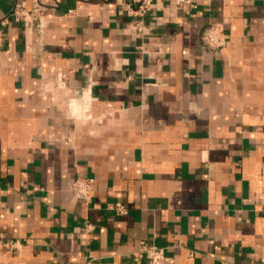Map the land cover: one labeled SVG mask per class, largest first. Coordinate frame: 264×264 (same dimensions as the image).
<instances>
[{
	"label": "crops",
	"instance_id": "obj_1",
	"mask_svg": "<svg viewBox=\"0 0 264 264\" xmlns=\"http://www.w3.org/2000/svg\"><path fill=\"white\" fill-rule=\"evenodd\" d=\"M0 237V264H264V0H154L143 36L126 0H0Z\"/></svg>",
	"mask_w": 264,
	"mask_h": 264
},
{
	"label": "built area",
	"instance_id": "obj_2",
	"mask_svg": "<svg viewBox=\"0 0 264 264\" xmlns=\"http://www.w3.org/2000/svg\"><path fill=\"white\" fill-rule=\"evenodd\" d=\"M154 0H126V11L134 17V28L138 36H143L145 33V17L152 10ZM177 4L185 3L189 0H174ZM38 9L28 10L25 8L16 7L11 12V16L17 20L29 21L34 15L38 14ZM8 17L3 19V23H7ZM203 42L206 47L217 48L225 44L223 27L219 24L209 26L203 34ZM94 178L76 179L70 185L72 192L85 202L91 200L94 187ZM116 210L120 214L128 213L127 207L118 202ZM89 224V228L92 229ZM21 247V242L12 238L0 237V251H15ZM147 258L150 264H168L171 260L166 255L165 248L157 245L154 242L142 240L139 248L135 252L136 260Z\"/></svg>",
	"mask_w": 264,
	"mask_h": 264
}]
</instances>
